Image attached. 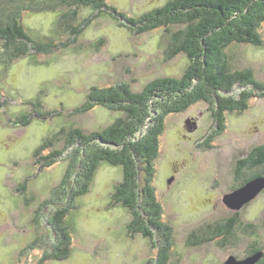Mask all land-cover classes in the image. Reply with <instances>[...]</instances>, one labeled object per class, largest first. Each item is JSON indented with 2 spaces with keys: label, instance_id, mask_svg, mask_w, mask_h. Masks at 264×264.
Here are the masks:
<instances>
[{
  "label": "rangeland",
  "instance_id": "rangeland-1",
  "mask_svg": "<svg viewBox=\"0 0 264 264\" xmlns=\"http://www.w3.org/2000/svg\"><path fill=\"white\" fill-rule=\"evenodd\" d=\"M167 1L107 0L132 18ZM56 7L53 11L25 9L21 20L36 39L53 38L67 46L35 55L36 63L29 56L16 59L0 80V102L5 103L0 111V264H224L229 257L245 259L253 247L263 252L264 189L239 210L223 203L224 194L239 186L243 177L261 170L247 168L236 176L237 161L264 144V90L243 85L227 95L246 90L252 96L243 110L224 112L222 130L216 125L210 100H196L165 117L153 160L152 185L166 233L152 226L149 235L128 230L134 219L132 209L110 205L111 195L123 181L122 168L101 161L88 191L74 196L77 208L64 216L70 237L68 256L48 257L58 242L53 216L70 201L78 185L77 174L88 168L84 162L96 145L92 138L85 142L68 138L77 128L89 136L124 115L122 110L93 104L89 100L92 88L125 85L140 94L157 79L181 77L188 64L185 54L165 58L169 38L163 28L136 33L122 18L97 15L90 7L80 8L73 23L84 26L72 41L66 31L55 33L56 21L67 9ZM259 32L260 47L235 44L227 52L232 69L250 68L254 78L264 83V23ZM37 96L43 110L60 114L38 117L27 103ZM151 98L147 104L150 117L156 116L154 102L159 100L155 94ZM22 113L30 117L26 126L15 124ZM146 127L137 134H143ZM50 137V146L38 151ZM53 151L59 154L52 164L41 166V156ZM141 165L136 163V179L142 193ZM226 220L233 221L228 238L217 235L214 240L197 242L209 237L207 227Z\"/></svg>",
  "mask_w": 264,
  "mask_h": 264
},
{
  "label": "trees",
  "instance_id": "trees-1",
  "mask_svg": "<svg viewBox=\"0 0 264 264\" xmlns=\"http://www.w3.org/2000/svg\"><path fill=\"white\" fill-rule=\"evenodd\" d=\"M56 6H64L67 9L59 15L55 33L66 31L72 41L81 33L84 26L83 23L77 25L73 23L80 8L90 7L97 15L106 13L118 20L122 18L128 27L136 28V33L163 28L169 38L165 58L168 60L177 54H185L188 59L181 77L157 79L140 94L129 91L125 85L113 89L92 88L89 100L93 101V104L99 103L107 108L122 110L124 115L89 136L77 128L72 131L70 140L68 138L69 142L72 136L77 137L80 142L92 138L96 145L87 154L88 159L84 162V165L88 163V168L84 170L81 168L77 174V188L69 190L72 191L69 195L70 201L56 210L52 219L58 242L54 248L55 252L48 254V257L63 259L70 252V237L67 225L64 224V216L68 213L70 215L72 209L77 208V205L72 203L74 196L88 191L94 172L101 161L122 168L123 181L117 184L115 192L111 195L110 205L120 204L132 209L134 219L128 225V230L149 235L152 226L155 229H162L164 233L168 231L167 225L160 219L161 207L154 197L152 185L155 174L153 160L158 154L159 138L165 128V117L169 113L183 110L196 100H210L215 106L213 117L216 125L222 130L224 112L243 110L247 106V100L252 96V92L246 90H240L236 95L227 93L232 92L235 86L243 85H251L252 89L258 91L264 90V83L254 78L250 68L232 69L227 52V49L235 44H250L256 47L263 44L259 27L264 23V0H168L137 18L124 15L114 6L108 5L107 0H0V80L3 73L9 70L8 66L16 59L29 56L34 62L35 55L49 53L55 46H67L53 38L48 41L36 39L26 30L21 20L22 11L25 9L53 11L57 9ZM88 20L86 18L84 22ZM176 26L177 29L172 30V27ZM153 94L159 98L157 103L154 102L158 109L156 116L150 117L147 104L150 103ZM90 101L87 103L89 106L92 105ZM27 103L34 107L40 118L60 114L56 110H43L40 96ZM4 104L0 102V111ZM79 111H82L81 108L76 109V112ZM29 122L30 117L22 113L15 124L26 126ZM145 125L147 126L145 132L137 134ZM61 131H58L59 134ZM50 139L41 144L38 151L43 147H49L48 144L53 142V139ZM58 154L59 151H53L41 156L43 161L41 166L52 164L55 155ZM138 161L142 164L140 170L144 178L142 193L136 179ZM256 167H260L261 170L243 177L239 186L256 176L264 175V144L254 147L246 157L237 161L236 173L241 175L244 169ZM237 174L236 176L240 177ZM25 183L20 185V189L25 187ZM140 210L144 213L141 214ZM232 223V220H226L207 227L209 237L197 239V242L214 240L217 235H222V240L228 238ZM259 250L262 248L253 247L250 253ZM161 261L165 262V255ZM255 264H264V250L262 257Z\"/></svg>",
  "mask_w": 264,
  "mask_h": 264
},
{
  "label": "water",
  "instance_id": "water-1",
  "mask_svg": "<svg viewBox=\"0 0 264 264\" xmlns=\"http://www.w3.org/2000/svg\"><path fill=\"white\" fill-rule=\"evenodd\" d=\"M264 189V175L256 176L242 186L225 193L223 203L232 210H239L245 203L252 200L260 191ZM263 255L262 251L255 252L243 260L237 261L229 257L224 264H255Z\"/></svg>",
  "mask_w": 264,
  "mask_h": 264
},
{
  "label": "flooded vegetation",
  "instance_id": "flooded-vegetation-1",
  "mask_svg": "<svg viewBox=\"0 0 264 264\" xmlns=\"http://www.w3.org/2000/svg\"><path fill=\"white\" fill-rule=\"evenodd\" d=\"M238 175V174H237ZM239 176V175H238Z\"/></svg>",
  "mask_w": 264,
  "mask_h": 264
}]
</instances>
